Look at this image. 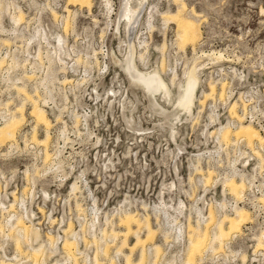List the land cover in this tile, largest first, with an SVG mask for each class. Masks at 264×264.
<instances>
[{
	"label": "rangeland",
	"instance_id": "1",
	"mask_svg": "<svg viewBox=\"0 0 264 264\" xmlns=\"http://www.w3.org/2000/svg\"><path fill=\"white\" fill-rule=\"evenodd\" d=\"M123 1L112 0L111 11L103 0H93L91 11L79 8V5L69 6L71 13L76 12L75 17H68V29L61 33L64 36L56 34L54 40L61 39V44L67 40V47L72 46L73 50H63L64 56L71 55L79 61L74 64L71 82L65 83L60 81L63 78L60 66L55 69L52 65L54 76L60 71V79L49 84L52 93L46 95V103H42V99L39 101L52 124L45 149L50 156L43 160L35 157L31 150L25 153L22 137L16 149L21 151L20 155H8V148H12L9 142L0 145L1 153L7 154L0 156V202L5 206L15 203L10 213L0 211V221L8 214L34 212L30 219L24 216L25 221L39 228L41 237L38 242L47 245L48 254V236L64 233L62 240L56 237L60 245L71 224L72 230L78 232L80 251L88 254V260L92 262L96 249L91 243L93 235L99 237L102 231H110L111 227L123 231L118 217L124 212H135L140 218L148 214L157 232L153 240L143 244L147 252L146 263L155 260L152 248L155 243L162 251L156 264H183L189 238L188 218L191 216L190 223L195 225L199 209L207 216L212 206L215 218L219 219L223 214L231 215L234 208L240 206L250 212L251 221L243 224L237 236L224 241L218 251H203L204 259L196 264H264V250L255 253L256 238L264 232V203L260 202L258 207L244 203L231 209L229 205L235 199L222 186L225 176H235L228 174V169L236 167L238 156L245 148L236 150V147L229 146L245 141L232 138L228 145L217 148V142L209 134L215 125L227 123L230 105L234 101L238 103L236 98L228 100L229 88H236L235 95L250 88L254 91L264 89V0H147L131 41L125 23L118 19ZM180 1L185 3L181 14L197 21L194 44L188 41L185 48H181V42L177 40V18L166 15L176 12ZM66 5L67 0H31L29 7H42L44 23L61 28L68 14ZM51 9L58 12L57 20ZM131 46L135 47L140 70L160 72L172 92L173 102L180 92L177 84L185 79L184 71L197 64L200 83L192 114L180 111L175 104L163 100L160 94L157 101L160 99L158 103L167 111L163 112L154 106L142 86L132 82L119 63L130 56ZM218 53L223 55L220 60L216 59ZM139 54H144L143 61ZM174 72L177 75L175 84L172 83ZM242 72L244 82L240 79ZM83 78L87 81L82 82ZM40 81L34 88L26 86L29 93L34 94ZM211 81L216 84L215 95L207 98L201 107L199 100H203V92H209ZM222 83H225L226 100H220L218 94ZM40 91L43 93L41 87ZM23 99L24 95L21 101ZM21 101H17L13 109L16 110ZM31 109L28 102L25 119L16 131L15 140L10 142L15 143L13 147L22 128L26 126L29 131L36 125L30 115ZM174 110L178 111V116L170 118L169 113ZM211 115L216 118L215 122L211 121ZM171 123L177 132L172 133ZM36 130L39 139L45 137L43 125L37 126ZM32 134L30 130L27 139L30 140ZM57 150L59 153L54 159L50 153ZM203 151L214 155L202 157L199 163L202 171H197V157L193 154ZM209 169L213 170L212 179L205 184L203 178ZM73 182L78 186L74 194L71 190ZM223 201L227 205L222 209L216 202ZM260 201L264 202V197H260ZM172 207L178 208L174 210ZM163 208L164 212L168 210L169 217L161 212ZM205 217L200 216V219L204 221ZM169 219L176 220L180 229L173 230ZM201 227L205 228L202 224ZM212 231L210 225V235ZM2 238L0 245L7 241L2 247L9 255L6 258L14 259L17 253L12 237L4 241ZM120 242L121 238L107 239V255L99 254L102 264H109V258L114 256L116 264H125L124 257L115 253ZM133 242L135 238L130 237L129 245ZM2 248L0 257L5 252ZM27 248L22 245L25 252ZM123 251L130 253L128 247ZM139 254L140 247H137L132 258L137 260ZM64 256L61 251L57 252L48 262L54 263L58 259L57 264H72ZM23 264L31 262L24 261Z\"/></svg>",
	"mask_w": 264,
	"mask_h": 264
},
{
	"label": "bare ground",
	"instance_id": "2",
	"mask_svg": "<svg viewBox=\"0 0 264 264\" xmlns=\"http://www.w3.org/2000/svg\"><path fill=\"white\" fill-rule=\"evenodd\" d=\"M92 1L93 0H67L65 12H67L68 14L65 16V21L63 24V31L66 32L68 29V27H67L69 25L68 24V20H69L68 17L72 16V18H74L75 14H76V12L71 13L73 11H71L69 9V6L72 5V6L76 7V5H79V8L85 7L89 11H91ZM134 1L132 2V0H124L123 4L121 6L122 9L120 11V14H118L119 15V17H118L119 21L125 23V29L127 30L126 33H127V37L129 39L132 37V35L134 33L136 25L138 24V21L142 15L143 7H144L145 2L147 0H134ZM103 2L105 3V6L108 7V11H111L112 0H103ZM11 5H14V4H11ZM14 6H16V4ZM184 7H185V3L180 1L179 6H178V10L176 12L170 13V14L166 13V15H168V16H172L173 18H177L176 19L177 29H178L177 40H179L181 42V48L182 47L185 48L186 43L188 41H190L192 44H194L193 42L195 41L194 39L196 38V35L198 32L197 31V21L191 17L184 16L181 14V11L184 10L183 9ZM14 9H16V8L14 7ZM262 11L264 12V9H262ZM51 14H52L54 19H56L59 16L58 12L55 11L54 9H51ZM70 14H72V15H70ZM162 14H164V13H162ZM62 17H64V15H62ZM22 20H23V12H21V11H19L18 14H13L11 16V21H12L13 25H18ZM165 21L167 22L168 19H165ZM166 22H165V24H166ZM152 28H153V26H151V29ZM41 34H42V37L44 39L49 37L48 33H46L45 31H43ZM56 34L58 35V33H55V34H53L52 37L54 38V36ZM130 41H131V39H130ZM57 42H59V44L61 45L62 40L58 39ZM163 48H164V46L162 47V49ZM129 49H130V56H128L126 61H124V62L120 61L119 63L121 65V67L124 69V71H126L130 75L132 82L136 85L142 86L145 89V91L148 93V95L150 97L149 99H152L154 101V106L158 107L163 112H167L166 109L162 105H160L161 103H158L160 99L157 101V95L162 94L163 100H165L168 103L175 104L176 108H179L180 111L184 112L185 114H192V107L195 104L196 93H197L198 85L200 83L199 74L197 71V64L192 66V68L184 71L185 79L183 82H179L177 84V87L179 88L180 92H179L178 97L173 102V99H172L173 95L171 96L172 92H171L170 88L168 87V85L165 83L160 72L157 70H153V71H142V70H140L139 67L137 66V63H136V56L134 53L135 47L131 46ZM40 53H41V49L39 50V54ZM95 54H97V53L95 52ZM144 57H145L144 54H139L140 60L143 61ZM221 58H223V55L221 53H218V55L216 56V59L220 60ZM51 61H52V63L56 62V61L50 59V64L46 70V73L41 78L40 83L35 87L34 94L29 93V91L26 89L25 84H22L21 86L16 85L14 87L17 90V92L20 91L24 95V99L20 102L21 104L16 108V110L11 113L10 118L8 120H6L4 122V124H2L0 126V145H4V143L9 142L10 147H13V145L15 143L10 144V142L15 140L16 131L20 127V125L22 124L23 120L25 119V105L29 102L32 105L30 115L34 117L35 122H36V125L33 128V134L31 136V141L34 143H37V144H43V145H45V149L47 148L46 144H47L48 140L50 139L49 128L51 127L52 124H51L50 119L47 116L46 110L44 109L43 106H41L39 104V101H41V99H42V103H43V101L45 102V99L47 97L46 95L52 93V86L49 84H52L53 81L58 80V78H56V76L53 75L54 74L53 68H52L53 64L51 63ZM78 61H79V59H77L75 62H78ZM2 63H4V61H2ZM11 64L14 66L10 65V68L15 67V65H16L14 63H11ZM58 64L60 66V70L62 72H64L66 70V64L67 63L65 62V59L63 57H61V55L58 56ZM161 65H163V62L161 63ZM176 76L177 75L174 72L173 73V79H172V83H174V84H175ZM31 77H33V76H31ZM31 77L29 76V78H31ZM70 80L71 79L65 78L62 81L61 80L60 81L62 83H65L66 81L68 82ZM85 80L87 81V78H83L82 82H85ZM50 86H51V88H50ZM40 87L42 88L43 93L40 91ZM224 87H225V83H222L221 92L218 93L220 100L221 99L224 100L226 97V96H224L225 95ZM20 92L18 94H20ZM215 92H216V84L211 81L209 83V92H203V97H202L203 100H199L200 106L203 107L206 99L212 98V96L215 95ZM23 101L27 102V103H24ZM153 101H151V102H153ZM8 104H9V102L6 103L7 106H8ZM150 104L152 105V103H150ZM42 105H44V104H42ZM237 106H238V103L236 101H234L230 105L229 116L231 117V119L236 118L239 122V126H237V128H233V127L231 128V125L230 124L228 125L227 123L224 126H222V124L218 125V126L215 125L214 127H212L213 130L209 131V134L217 142L216 143L217 148L218 147L223 148V146L228 145L229 142L232 140V138L233 139L235 138V141L236 140L237 141L238 140H244L246 145L249 148H251L253 155L256 156L257 158H259V161L262 162L263 157L259 153V150L256 149V147H257V144H262L264 142V137L261 135V133L259 132V130L255 126H253L250 123L243 122L242 114H240L238 112ZM169 116H170V118L171 117H173V118L177 117L178 111H176V110L172 111L171 113H169ZM218 118L219 117H217V119ZM57 119H59V118H57ZM210 119L213 122H215V120H216V118L213 115L210 116ZM40 124L45 127V137L42 139H39L37 137V133H36V131H37L36 128ZM170 128H171L172 133L177 132L176 129L174 128L173 123L170 124ZM49 156H48V152L45 151V158L46 157L48 158ZM242 158L243 157H241V158L238 157V161L241 160ZM200 159H201L200 157H197V161H196L197 165H198L196 167L197 171H202V169L201 170L199 169L200 168L199 167ZM238 161H237V163H238ZM242 163L243 164L245 163V159ZM232 165L234 166V161H233ZM212 174H213V170L209 169L207 171V175L204 176V178H203L205 184L206 183L208 184V182H210V180L212 179ZM222 186L224 188V191H228L229 194H231L236 201H241V199H243L244 191L247 188L246 182L243 178L237 179L233 175L225 176L223 178V181H222ZM71 190H72L73 194H74V191L78 190V186H77L76 182L72 183ZM22 199H23V197H22ZM17 200H18V198H17ZM17 200H15V201L18 203ZM165 205H167V204L165 203ZM226 205L227 204L225 203V201L220 203V206L222 207V209L225 208ZM236 205H238V203H236ZM14 206H15V203H11L8 206H5V203L0 202V211L3 213H8L9 210L11 211V209L14 208ZM180 206L184 207L182 202H180ZM39 208H41V207H39ZM172 208L174 210H177L178 207L177 208L172 207ZM162 211L164 212V208H163V210L161 209V212ZM233 211L234 212L231 215L223 214L221 216V218L218 219V217H217V219H216L215 218L216 215L214 213L215 211H213L212 206H211L208 210L207 216L203 215V213L200 211V209H199V211H197L198 218L196 220L195 225H192L190 223V219H191L190 217L191 216L188 218V232L187 233H188L189 238H188V246H187V251H186V258H185L183 264H196L197 262H200L204 259L203 253L205 251H208V250H211L214 252L218 251L219 249L222 248L223 244L225 243L224 241L231 240L233 237L237 236L238 233L241 232L243 224L251 221L250 212L246 208L236 206ZM25 212L26 213H24V214L23 213L18 214L19 213L18 212L15 215L13 214V216L8 214V216H6L5 219L0 221V234H1L0 237H3L2 238L3 241L6 238L12 237V239L15 243V252L17 253V255L15 254L16 255L15 258L13 257L14 259L6 258L9 255H7L5 248L4 249L2 248L3 245L7 242V241H5L3 244L0 245V247L3 249L2 251H5L3 257H0V264H23L24 261H25V263L29 261V262H31V264H57V262L59 261L58 259H57L58 261L55 260L54 263L48 262V259H50V257H53L54 255H56V253L60 252V251L63 254H65L66 258L72 264H102L103 261L102 262L100 261L99 254L103 253L104 255H107V253H106L107 252L106 247H108L107 246L108 245L107 239L117 240L119 238H121V242H120L119 246H116L115 253L117 255L120 254L124 257L125 264H156L155 263L156 260L158 259V257H160V255L162 253L161 246L159 244L154 243L152 248H153V259L155 258V260L152 261L153 263H151L150 261H149L150 263L149 262L146 263L147 252H146L145 246L143 244L149 240L151 241L154 239L156 232H157V229L152 226L151 218L148 214L145 215L143 218H140L138 216V214L135 212H124L122 215H119V217H118L119 225L123 226V231H118V229L111 227L110 231H106V230L102 231V233L99 237L96 235H93V237L91 236L92 237L91 243L95 244V246H96V249H95V252H94V255L92 258L93 259L92 262H90L88 260V254H86L83 251L82 252L80 251L79 242L77 240V238H79V237H77L78 234H76L78 232L75 233L72 230L71 224H69L68 230L67 229L65 230V234H66L65 239L63 240V242L60 245L57 244L58 238L62 240L64 236L61 238L60 237L56 238L53 235L48 234L49 235L48 236V243H49L48 245H50V246H48L49 247L48 248L49 254H48L46 251L47 247L45 248V246H47V245H44L43 243L38 242L40 237H41V233H40L39 228H37L31 222H30V224H27V222L25 221L24 216H26L28 219H30V217L34 215V212H32V211H25ZM161 212H159L160 215H163L165 213L164 216L169 217L168 210L162 214H161ZM200 216H202L203 218L206 216L205 217L206 219H203L204 221H202L200 219ZM13 218H14V220H12ZM168 221H169V224L173 230H175V229L177 230L178 228L180 229V226H178V222L176 220H170L169 219ZM201 224L205 226L204 229L201 227ZM210 225L213 226L212 235H210L208 232V228ZM88 231H90V228L88 229ZM143 231H144V235H142ZM69 234L72 235L71 238L68 237ZM165 236H167V235H165ZM130 237L135 238V242H133L132 245H129V243H128ZM7 240H9V239H7ZM84 240L87 241V239H84ZM86 244L89 245V243H86ZM22 245H24V246L26 245L27 247H29V248H27V252L22 250ZM124 247H128L130 249L129 254H126L123 251ZM137 247H140V254H139V258L137 260H134L132 258V253H133V250ZM259 249L264 250V232H262V234L256 238L255 253L258 252ZM23 251L25 254L23 253ZM23 254H24V256H23ZM80 256H82V261L80 260V262H79ZM114 257L109 258V264H116ZM23 258L26 259L27 261L23 260ZM22 260H23V262H22ZM68 260H66V261H68Z\"/></svg>",
	"mask_w": 264,
	"mask_h": 264
},
{
	"label": "built area",
	"instance_id": "3",
	"mask_svg": "<svg viewBox=\"0 0 264 264\" xmlns=\"http://www.w3.org/2000/svg\"><path fill=\"white\" fill-rule=\"evenodd\" d=\"M11 2L16 4V9L10 7ZM30 2L31 0H0V126L10 118L11 113L15 111V109H13L14 104L17 101H21L23 96L18 95L14 87L16 85L25 84L28 89L34 88L36 82L45 75L50 64V59L56 61L53 63L51 61L56 69L59 66L58 56L61 55V57H65L63 56L64 51L62 50H66L67 52L73 50L72 46V48L67 47V40L60 45L59 42L52 37L55 33H64L63 26L60 28L55 25L44 23V9H42V7L39 8V6L35 9H31L29 7ZM1 5L3 8H1ZM19 11L23 12V20L18 25H13L11 16L13 14H18ZM43 31L48 33V38L44 39L42 37L41 33ZM40 49L41 53L39 54ZM64 59L67 66L66 70L61 73V77L63 78H59V70L55 73V76L60 80L65 78L71 79L72 70H74L76 61L71 55L66 56ZM2 61H4V63H2ZM11 63L16 64L15 67L10 68V65L14 66ZM29 76H33V78H29ZM243 78L244 75L242 72L240 74L242 82H244ZM235 89L236 88H229L227 91L228 100H233V98L238 100V112L242 114L243 122L255 126L264 137V89L263 91L258 89L254 91L250 88L249 91H241L237 95H235ZM8 102L9 104L6 106L5 104ZM227 124L235 128L239 125V122L236 118L231 119L230 117ZM30 130L33 132V128H29V131ZM22 131H24V133ZM29 131L26 126L21 129L18 134L19 137L16 139V145L12 148H8V152L10 153L8 155H20L21 151H17L16 149L19 148L22 137L26 149L25 153L31 150V152L35 154V157L40 159L43 158L44 160L45 147L41 144L32 142L31 139H27L26 136L29 134ZM26 140H28L27 143L25 142ZM230 147H236V150L245 147L238 156L239 158H243L236 163L235 168L230 167L228 169L230 170V174H235L238 178H244L247 185L243 199L238 202V205L245 203L247 206L252 205L253 207H258L260 202L264 203L259 199L260 197H264V159L261 163L259 158L254 156L251 149L242 141H239L237 144L234 143ZM257 148L264 158V142L262 144H257ZM58 153L57 150L56 153L53 152L50 154H53L51 157L56 159L55 156H57ZM5 155L7 154L1 153L0 151V156ZM193 155L200 158H210L214 154H211L210 151H203ZM244 159L245 163L243 164L242 162ZM256 195H259V197ZM232 204L229 205L231 209L236 205L235 200H233ZM216 205L219 206L220 203L216 202ZM63 236L64 233L63 235L59 233L56 235V237L60 238Z\"/></svg>",
	"mask_w": 264,
	"mask_h": 264
}]
</instances>
